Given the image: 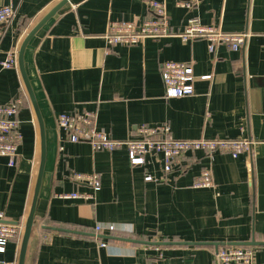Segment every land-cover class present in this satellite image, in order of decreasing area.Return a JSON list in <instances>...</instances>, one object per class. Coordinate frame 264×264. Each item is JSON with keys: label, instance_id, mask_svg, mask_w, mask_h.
Segmentation results:
<instances>
[{"label": "crops", "instance_id": "1", "mask_svg": "<svg viewBox=\"0 0 264 264\" xmlns=\"http://www.w3.org/2000/svg\"><path fill=\"white\" fill-rule=\"evenodd\" d=\"M60 1L0 0V6L16 7L0 37V104L23 100L17 164L0 160V211L10 223L26 222L42 155L40 123L19 68V50ZM150 1L71 0L26 48L24 63L46 139L26 264H215L219 248L253 241L255 264H264V0H199L192 9L159 0L167 5L174 34L108 46L109 22L152 17ZM191 17L252 35L238 51L220 45L213 55L205 40L185 42L177 35ZM13 50L18 67L4 68L1 63ZM168 60L194 61L193 95L166 97L161 70ZM204 75L212 77L204 80ZM74 111L96 113L98 128L118 140L136 136L144 124H168L169 136L178 139L239 138L254 145L237 158L216 152L211 160L204 151H189L166 173L156 155L133 166L126 148L95 151L87 142L69 141L58 115ZM205 167L212 168L214 186L193 187ZM92 173L101 177L99 191L75 177ZM148 174L157 181L146 180ZM76 191L92 197L60 196ZM106 223L114 224L115 232L97 233V225ZM22 236L0 252V264H18Z\"/></svg>", "mask_w": 264, "mask_h": 264}, {"label": "built area", "instance_id": "2", "mask_svg": "<svg viewBox=\"0 0 264 264\" xmlns=\"http://www.w3.org/2000/svg\"><path fill=\"white\" fill-rule=\"evenodd\" d=\"M199 0H176L179 7L192 9ZM150 7L152 17L140 21L112 20L108 24L105 40L110 47L123 45L135 46L143 44L149 38H162L174 33L171 31L170 18L167 5L164 1L151 0ZM16 15V7L12 4L0 6V37L4 35L5 26ZM185 42L203 39L208 45V50L216 54L220 45L228 49L238 51L252 34L248 31H225L217 25H204L196 17L187 20L184 29L177 33ZM264 36V35H263ZM4 68L18 67V51L8 53L2 61ZM195 63L191 61L168 60L163 63L161 75L165 87L166 97H184L195 93ZM212 75H204V80L211 79ZM23 103L21 98L9 104H0V160L6 158L10 166H15L18 160V150L23 140L19 109ZM59 126L67 133V139L71 142H87L95 151H114L126 148L131 165L143 166L147 164L149 155H156L163 163V170L170 173L174 170L181 155L189 151H204L211 160H214L216 152L230 154L237 158L241 153H250L254 141L250 139H178L169 136L171 126L141 125L134 137L124 140L114 139L109 133L97 126L96 113L89 111L62 112L58 115ZM63 149V147H61ZM79 180H86L95 191L101 189V177L99 173L89 175L76 174ZM146 180L157 181L153 175H146ZM214 186L213 171L211 167L202 169L196 177L193 187L210 188ZM62 198H91V195L72 192L60 195ZM6 216L0 211V252H5L10 241L23 235V223H10L5 221ZM116 226L111 223L98 224L97 233L105 230L115 232ZM102 245H106L103 243ZM255 251L250 246H224L214 254L215 264H255Z\"/></svg>", "mask_w": 264, "mask_h": 264}, {"label": "water", "instance_id": "3", "mask_svg": "<svg viewBox=\"0 0 264 264\" xmlns=\"http://www.w3.org/2000/svg\"><path fill=\"white\" fill-rule=\"evenodd\" d=\"M71 0H62L60 1L55 7H53L35 26L34 28L27 34L25 37L21 48L19 50V68L21 70L24 83L26 85L27 91L29 93L31 102L33 104V107L35 109L38 121L40 123V130H41V138H42V155H41V164H40V169H39V174L34 190V195L32 198V203L30 207V211L28 214V217L26 219L25 225H24V232L22 236V242H21V247H20V253L18 257V264H26V257H27V250H28V244L30 241V237L32 234V230L34 227L35 223V214H36V207H37V201H38V196L40 192V187L42 183V177L44 173V167H45V161H46V139H45V128H44V122L42 119V115L40 113V109L38 106V102L34 93V90L32 88L31 82L29 80L28 74L26 72V67L24 63V53L26 51V48L32 38L37 34V32L42 28V26L45 25V23L52 17H54L57 12L66 4L69 3ZM51 228L52 230H57V231H70V232H80V231H75V230H69V229H64V228H57V227H48ZM103 237L106 239H113V240H119V241H126V242H131V243H145V244H169L168 242H148V241H139L134 238H126V237H120V236H114V235H99V237ZM194 244V243H193ZM244 245V246H250L254 244L253 242H247V243H239V245Z\"/></svg>", "mask_w": 264, "mask_h": 264}, {"label": "trees", "instance_id": "4", "mask_svg": "<svg viewBox=\"0 0 264 264\" xmlns=\"http://www.w3.org/2000/svg\"><path fill=\"white\" fill-rule=\"evenodd\" d=\"M100 240H101V238H100ZM111 240V239H110Z\"/></svg>", "mask_w": 264, "mask_h": 264}]
</instances>
